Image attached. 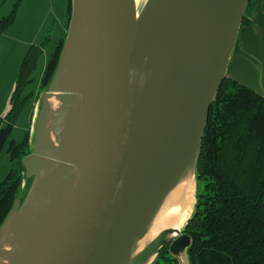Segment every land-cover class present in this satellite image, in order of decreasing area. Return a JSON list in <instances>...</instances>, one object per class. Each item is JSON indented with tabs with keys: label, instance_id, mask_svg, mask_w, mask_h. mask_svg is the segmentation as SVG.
Returning <instances> with one entry per match:
<instances>
[{
	"label": "water",
	"instance_id": "water-1",
	"mask_svg": "<svg viewBox=\"0 0 264 264\" xmlns=\"http://www.w3.org/2000/svg\"><path fill=\"white\" fill-rule=\"evenodd\" d=\"M212 1L162 0L155 21L137 30L134 0H72L68 33L41 93L34 145L22 159L21 185L0 226V243L31 196L37 205L54 191L55 198L15 264H112L114 246L155 209L164 192L160 183L169 149L198 141L197 180L203 132L249 3L232 0L229 17L213 27L209 43L201 14ZM158 34V48L169 59L140 119L136 57ZM194 48L206 51L196 78L188 70ZM65 64L74 91L68 103L71 119L62 145L49 158L41 149L39 125L44 97ZM39 176L43 182L37 184ZM192 217L173 236L145 247V258L155 252L150 264L167 244L179 264H190L193 239L186 228Z\"/></svg>",
	"mask_w": 264,
	"mask_h": 264
},
{
	"label": "trees",
	"instance_id": "trees-1",
	"mask_svg": "<svg viewBox=\"0 0 264 264\" xmlns=\"http://www.w3.org/2000/svg\"><path fill=\"white\" fill-rule=\"evenodd\" d=\"M250 2V0H249ZM21 0L0 19V34L15 21ZM72 0L69 4V22ZM244 17L243 23H245ZM242 23V24H243ZM53 24L44 40L27 52L10 98L0 117V152L16 121L32 98L25 94L34 82L40 55L51 41ZM56 43L42 75L41 91L48 86L59 63L64 41ZM236 46V45H235ZM235 49V48H234ZM12 167L0 181V226L17 198L24 166L31 152L30 130L9 146ZM197 204L186 232L193 244L190 264H264V96L225 76L210 110L197 163ZM153 264H179L163 246Z\"/></svg>",
	"mask_w": 264,
	"mask_h": 264
},
{
	"label": "bare ground",
	"instance_id": "bare-ground-1",
	"mask_svg": "<svg viewBox=\"0 0 264 264\" xmlns=\"http://www.w3.org/2000/svg\"><path fill=\"white\" fill-rule=\"evenodd\" d=\"M162 0H134L135 21L137 30L151 25L160 10ZM195 2V0H194ZM208 6L202 7L201 24L206 38L212 42L213 27L223 23L232 10V0H213ZM161 34L147 41L139 50L135 72L138 88V116L143 118L147 100L154 95L153 88L157 84L158 74L163 64L169 59L158 48ZM206 51L199 53L194 48L188 59L189 74L196 78L199 74ZM57 83L44 97V106L39 125L41 149L48 157L50 152L57 153L69 129L71 109L69 99L74 93L69 82L67 65L63 66ZM188 146V147H187ZM198 152V141L191 145H182L178 151L169 149L165 153L164 172L161 186L164 192L155 209L145 214L140 222L124 233L121 245H115L112 264H150L155 252L147 258L145 247L157 244L162 238L173 236L179 232L187 220L193 215L197 203L198 186L195 176V160ZM50 158V157H49ZM43 182L41 176L37 184ZM56 192V191H54ZM45 204H35L31 196L26 207L18 212L10 228L0 243V264H15L14 251H19L28 243V238L36 228L40 219L55 198V193ZM181 260L185 257L181 256Z\"/></svg>",
	"mask_w": 264,
	"mask_h": 264
},
{
	"label": "crops",
	"instance_id": "crops-1",
	"mask_svg": "<svg viewBox=\"0 0 264 264\" xmlns=\"http://www.w3.org/2000/svg\"><path fill=\"white\" fill-rule=\"evenodd\" d=\"M16 2L17 0H0V19L11 13ZM69 4L70 0H21L14 23L0 34V117L6 115L10 108V98L27 52L32 45L41 44L48 28L53 24L51 41L40 55L33 75L46 68L56 43L67 32ZM245 17L247 21L242 24L238 33L226 74L264 96V0H250ZM29 103L0 152V181L11 170L9 146L12 140L20 142L13 138V133L27 114L29 124L26 132L29 130Z\"/></svg>",
	"mask_w": 264,
	"mask_h": 264
},
{
	"label": "rangeland",
	"instance_id": "rangeland-1",
	"mask_svg": "<svg viewBox=\"0 0 264 264\" xmlns=\"http://www.w3.org/2000/svg\"><path fill=\"white\" fill-rule=\"evenodd\" d=\"M68 29H69V23H68ZM68 29H67V32L65 33L66 35L68 33ZM43 72L39 71L38 73H36L35 76L33 75L34 82L28 87V90L25 91V94H29V93L32 94V98L29 101L30 103L28 105V109L30 110V117H31L30 126H29L31 151H32V148L34 145V132H35L37 121L39 119V115H40V111H41V105H42V98H41L40 91L42 88L41 87V85H42L41 81H42ZM34 73H35V71H34ZM28 124H29V117L27 114L24 117V119L22 120V122L18 123V125L16 126L14 133H13V138L16 139L17 141H22V139L24 138L25 132L28 128L27 127ZM197 186H198V183H197ZM14 253L18 254L19 252L17 250V251H14ZM15 256H18V255H15Z\"/></svg>",
	"mask_w": 264,
	"mask_h": 264
}]
</instances>
